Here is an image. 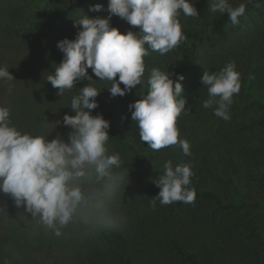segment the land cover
<instances>
[{
    "label": "trees",
    "instance_id": "1",
    "mask_svg": "<svg viewBox=\"0 0 264 264\" xmlns=\"http://www.w3.org/2000/svg\"><path fill=\"white\" fill-rule=\"evenodd\" d=\"M193 3L198 16L182 11L178 16L185 39L165 54L145 44L141 84L124 96L113 97L112 81L98 80L88 69L93 80L78 85L57 132L67 141L71 129L63 117L75 115L72 99L83 86L95 87L101 92L91 114H102L110 122L107 154L118 155L119 166L103 177L89 166L73 181L83 200L61 234L49 238L51 249L44 258L28 264H264V0L232 5L246 4L237 25L227 12H213L208 0ZM96 4L102 9L90 11ZM107 5L108 0H65L55 9V25L50 23L40 46L54 50L59 38L75 39V21L86 14L105 17ZM115 23L121 32L139 31L119 16ZM229 62L240 73L241 88L233 94L229 118L224 119L214 114L216 105L203 107L208 90L201 77ZM153 68L168 69L174 81L175 74L184 76L181 96L186 110L176 126L178 138L189 143L190 155L179 144L153 151L141 142L138 124L131 120L129 104L147 95ZM168 161L173 168L192 166L187 187L195 190L193 202L161 205L156 199L160 188L152 181L164 174ZM54 246L58 254L51 256Z\"/></svg>",
    "mask_w": 264,
    "mask_h": 264
},
{
    "label": "clouds",
    "instance_id": "2",
    "mask_svg": "<svg viewBox=\"0 0 264 264\" xmlns=\"http://www.w3.org/2000/svg\"><path fill=\"white\" fill-rule=\"evenodd\" d=\"M101 4L90 7L99 12ZM108 15H85L75 25L79 30L75 39L64 38L57 42L63 53L62 61L47 81L62 95L72 89L77 81H112L109 87L113 97L124 96L137 85L145 72L143 57L145 44L153 51L165 54L185 39L178 16H198L193 0H108ZM211 10L227 12L233 25L246 11V4L232 7L229 0H212ZM125 19L137 31L121 32L112 26V16ZM153 68L150 72L147 95L129 104L131 120L139 127L141 142H147L153 151L179 144L185 155H190L189 143L179 139L177 118L186 110V100L181 96L183 74ZM118 77V79H117ZM0 79L13 80L8 68L0 67ZM202 85L207 86L208 99L204 108L214 109L218 117L228 119V108L233 94L241 88L240 73L234 62L227 63L219 72H203ZM121 83L124 87H121ZM101 91L83 86L71 101L75 115L65 113L63 124L71 131L65 141L60 137L48 140L44 136L21 133L10 125V110L0 107V191L10 194L17 207L24 206L33 217L39 216L43 225L60 235V229L72 220L77 206L83 200L81 188L73 181L85 175V169L94 167L99 176L111 174L119 166L118 155H108L110 122L102 114L92 115L98 107L95 99ZM218 98V99H217ZM56 123H60L57 121ZM165 172L152 181L159 188L155 196L161 205L176 201L193 202L195 190L189 189L194 175L190 164L164 165ZM156 199L150 203L156 207Z\"/></svg>",
    "mask_w": 264,
    "mask_h": 264
},
{
    "label": "rangeland",
    "instance_id": "3",
    "mask_svg": "<svg viewBox=\"0 0 264 264\" xmlns=\"http://www.w3.org/2000/svg\"><path fill=\"white\" fill-rule=\"evenodd\" d=\"M208 1L212 4V0ZM240 1L229 3L232 6ZM64 2L0 0V67L8 68L14 76L10 81L0 79V107L10 110V125L22 134L44 136L48 140L61 138L57 131L62 126L64 107L84 82L77 81L72 89L57 95L58 89L47 81L62 61L63 53L59 49L45 51L41 46L48 26L51 22L55 25L52 21L55 9ZM116 18L113 15L111 19L115 27ZM49 238H57L53 229L43 225L39 216L26 212L24 206L17 207L10 194L0 191V264L40 261L46 250L51 249ZM57 247H52L51 256L58 254Z\"/></svg>",
    "mask_w": 264,
    "mask_h": 264
}]
</instances>
